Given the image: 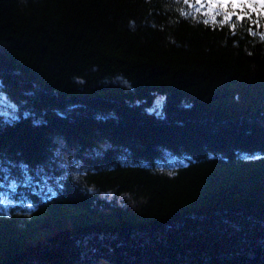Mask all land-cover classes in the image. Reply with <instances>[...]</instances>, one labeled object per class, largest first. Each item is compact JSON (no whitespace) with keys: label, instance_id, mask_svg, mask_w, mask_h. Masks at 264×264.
Here are the masks:
<instances>
[{"label":"trees","instance_id":"1","mask_svg":"<svg viewBox=\"0 0 264 264\" xmlns=\"http://www.w3.org/2000/svg\"><path fill=\"white\" fill-rule=\"evenodd\" d=\"M211 2L0 0V264H264V0Z\"/></svg>","mask_w":264,"mask_h":264},{"label":"rangeland","instance_id":"2","mask_svg":"<svg viewBox=\"0 0 264 264\" xmlns=\"http://www.w3.org/2000/svg\"><path fill=\"white\" fill-rule=\"evenodd\" d=\"M214 1L218 3V8ZM226 2L227 0H224V2L222 0H212V2L210 3V9L214 10V13L218 12L219 10H223L225 8L224 3ZM161 101L162 100L160 98L155 100L152 108L155 110V112H158L160 110ZM11 109V104L6 102L4 98L0 97V113H7ZM185 164L186 160L175 158L167 153H163V158L156 162L154 166L155 169L159 171L171 174L176 168ZM49 168L50 169L48 170H46L45 168L36 169L35 177L37 178L39 186L46 189L47 191H53V188L55 186H58L64 178L76 179L79 177V175H81L88 169V166L83 160H81V158H75L74 154L71 151L59 149L55 152V159L49 166ZM24 180L28 181L29 177L24 176ZM14 187L15 185L11 183L10 188L13 189ZM99 196L107 200L113 199L116 203L128 209H134L141 203L140 199L135 198L129 194L114 195L113 193L108 192L105 194H100ZM9 204L10 202L6 198L0 196V209L5 210ZM66 253L63 252V255L72 256L70 251ZM24 264L49 263L45 261L44 253H39L34 259H29Z\"/></svg>","mask_w":264,"mask_h":264},{"label":"water","instance_id":"3","mask_svg":"<svg viewBox=\"0 0 264 264\" xmlns=\"http://www.w3.org/2000/svg\"><path fill=\"white\" fill-rule=\"evenodd\" d=\"M45 252H52V247H50V248H48V249H46V250L43 251V253H45ZM35 257L36 256L32 257L31 259H34Z\"/></svg>","mask_w":264,"mask_h":264},{"label":"snow or ice","instance_id":"4","mask_svg":"<svg viewBox=\"0 0 264 264\" xmlns=\"http://www.w3.org/2000/svg\"><path fill=\"white\" fill-rule=\"evenodd\" d=\"M185 2L187 3V0H185Z\"/></svg>","mask_w":264,"mask_h":264},{"label":"flooded vegetation","instance_id":"5","mask_svg":"<svg viewBox=\"0 0 264 264\" xmlns=\"http://www.w3.org/2000/svg\"><path fill=\"white\" fill-rule=\"evenodd\" d=\"M26 263V262H25Z\"/></svg>","mask_w":264,"mask_h":264}]
</instances>
